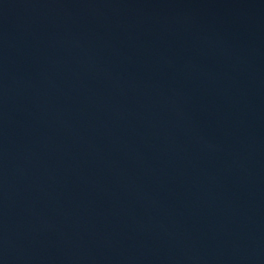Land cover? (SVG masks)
I'll return each mask as SVG.
<instances>
[{
    "label": "water",
    "instance_id": "obj_1",
    "mask_svg": "<svg viewBox=\"0 0 264 264\" xmlns=\"http://www.w3.org/2000/svg\"><path fill=\"white\" fill-rule=\"evenodd\" d=\"M0 264H264V0H0Z\"/></svg>",
    "mask_w": 264,
    "mask_h": 264
}]
</instances>
